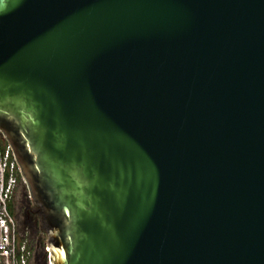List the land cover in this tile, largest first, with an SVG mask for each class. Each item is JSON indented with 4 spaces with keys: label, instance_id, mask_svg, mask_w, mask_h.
I'll use <instances>...</instances> for the list:
<instances>
[{
    "label": "water",
    "instance_id": "water-1",
    "mask_svg": "<svg viewBox=\"0 0 264 264\" xmlns=\"http://www.w3.org/2000/svg\"><path fill=\"white\" fill-rule=\"evenodd\" d=\"M0 132L48 264H264V0H0Z\"/></svg>",
    "mask_w": 264,
    "mask_h": 264
},
{
    "label": "built area",
    "instance_id": "built-area-1",
    "mask_svg": "<svg viewBox=\"0 0 264 264\" xmlns=\"http://www.w3.org/2000/svg\"><path fill=\"white\" fill-rule=\"evenodd\" d=\"M18 183L24 185L12 148L0 132V264H31L32 261L33 244L29 233L9 209ZM43 239L46 254L47 244Z\"/></svg>",
    "mask_w": 264,
    "mask_h": 264
},
{
    "label": "flooded vegetation",
    "instance_id": "flooded-vegetation-1",
    "mask_svg": "<svg viewBox=\"0 0 264 264\" xmlns=\"http://www.w3.org/2000/svg\"><path fill=\"white\" fill-rule=\"evenodd\" d=\"M17 191L21 193V198L19 199V205L15 206L12 197L11 203L9 205V209L18 223H20L18 218L21 217L23 223L22 227L27 229L29 233L30 239L33 244L31 264H45L46 255L44 253V241H43L44 240L43 238H45V234L39 227L38 209L29 198L25 185L18 183L16 192Z\"/></svg>",
    "mask_w": 264,
    "mask_h": 264
},
{
    "label": "rangeland",
    "instance_id": "rangeland-1",
    "mask_svg": "<svg viewBox=\"0 0 264 264\" xmlns=\"http://www.w3.org/2000/svg\"><path fill=\"white\" fill-rule=\"evenodd\" d=\"M21 198V193L19 192V191H17L16 193H15V195L13 196V203L15 204V206H18L19 205V199ZM18 220H19V224H20V226H22L23 225V223H22V220H21V217H19L18 218ZM45 264H48L47 262H45Z\"/></svg>",
    "mask_w": 264,
    "mask_h": 264
}]
</instances>
